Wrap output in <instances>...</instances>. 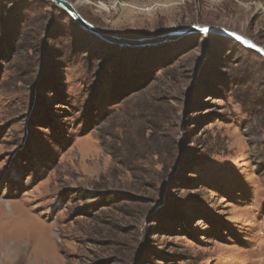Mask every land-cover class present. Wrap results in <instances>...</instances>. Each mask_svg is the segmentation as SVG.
Masks as SVG:
<instances>
[{"label": "rangeland", "instance_id": "1", "mask_svg": "<svg viewBox=\"0 0 264 264\" xmlns=\"http://www.w3.org/2000/svg\"><path fill=\"white\" fill-rule=\"evenodd\" d=\"M67 1L113 35L264 47V0ZM0 264H264L263 58L0 0Z\"/></svg>", "mask_w": 264, "mask_h": 264}, {"label": "water", "instance_id": "2", "mask_svg": "<svg viewBox=\"0 0 264 264\" xmlns=\"http://www.w3.org/2000/svg\"><path fill=\"white\" fill-rule=\"evenodd\" d=\"M55 4L57 7L62 9L80 28L86 32L91 33L95 37L110 43L125 47H145V46H156L172 40H176L190 33H197L200 35H219L228 38L248 51L255 52L264 60V47L258 45L253 40L228 29L216 27V26H190L186 28H180L168 33L154 36V37H139L129 38L124 36H118L106 33L102 30L97 29L95 26L87 22L76 8L67 0H48ZM207 29V31H204Z\"/></svg>", "mask_w": 264, "mask_h": 264}, {"label": "snow or ice", "instance_id": "3", "mask_svg": "<svg viewBox=\"0 0 264 264\" xmlns=\"http://www.w3.org/2000/svg\"><path fill=\"white\" fill-rule=\"evenodd\" d=\"M204 31H207V29H204Z\"/></svg>", "mask_w": 264, "mask_h": 264}, {"label": "trees", "instance_id": "4", "mask_svg": "<svg viewBox=\"0 0 264 264\" xmlns=\"http://www.w3.org/2000/svg\"><path fill=\"white\" fill-rule=\"evenodd\" d=\"M254 53V52H253ZM258 55V54H257Z\"/></svg>", "mask_w": 264, "mask_h": 264}]
</instances>
